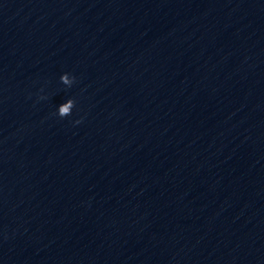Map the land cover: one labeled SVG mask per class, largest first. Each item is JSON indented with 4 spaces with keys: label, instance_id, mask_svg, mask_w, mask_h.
<instances>
[{
    "label": "water",
    "instance_id": "1",
    "mask_svg": "<svg viewBox=\"0 0 264 264\" xmlns=\"http://www.w3.org/2000/svg\"><path fill=\"white\" fill-rule=\"evenodd\" d=\"M75 0H0V20Z\"/></svg>",
    "mask_w": 264,
    "mask_h": 264
},
{
    "label": "clouds",
    "instance_id": "2",
    "mask_svg": "<svg viewBox=\"0 0 264 264\" xmlns=\"http://www.w3.org/2000/svg\"><path fill=\"white\" fill-rule=\"evenodd\" d=\"M75 79L76 78L74 76H71L70 78L68 73H64L60 77L61 82L68 87H71L73 85V83L75 82ZM41 98L43 99V97ZM74 107H75V101L69 98L64 103L58 106L57 115L60 118L68 117L72 114V110ZM75 123L79 124L81 123V120H77L75 121Z\"/></svg>",
    "mask_w": 264,
    "mask_h": 264
}]
</instances>
